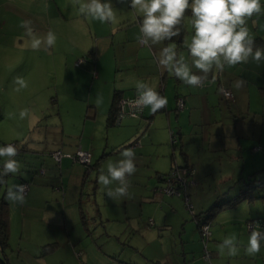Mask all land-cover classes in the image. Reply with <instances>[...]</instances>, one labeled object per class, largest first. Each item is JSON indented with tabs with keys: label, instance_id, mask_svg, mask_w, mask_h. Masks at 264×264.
Here are the masks:
<instances>
[{
	"label": "rangeland",
	"instance_id": "1",
	"mask_svg": "<svg viewBox=\"0 0 264 264\" xmlns=\"http://www.w3.org/2000/svg\"><path fill=\"white\" fill-rule=\"evenodd\" d=\"M110 2L117 11V23L112 25L98 21L91 23L89 18L78 12V5L73 7L72 0H55L54 5H47L42 0H0V146L14 144L19 153L15 159L21 168H28L16 175L9 174L0 183V203H7L9 222L7 244L4 248L0 245V255L6 254L10 264H130L131 261L143 264L145 258L150 261L145 264H264V248L255 257L244 252L250 234L248 221L255 217L264 221V193H259L257 188L251 200L242 198L235 205L225 204L227 208L219 210L208 223V236H202L192 218V212L209 207L217 199V193L235 189L233 182L239 178V167L250 165V161H244L240 154L255 165H259L256 161L264 163V159L255 160L256 153L264 152V146L256 140H241L244 149L240 151L217 149L214 136L220 135L221 125L225 126L224 131L233 132L235 119L239 117L228 108L225 112L223 105L229 102L225 101L228 99L223 100L224 97L219 110L216 107L211 112L212 122L206 119L203 123L196 121L193 124L195 120L189 121L185 113L181 123L172 118V127L164 124L161 129H151V123H146V127L140 126L127 140L123 138L124 144L115 153L99 157L101 152L94 155L93 151L87 150L93 152L91 163L95 167L88 170L85 182L81 177L86 167L84 163L69 157H63V163L58 162L49 149L39 154L28 152L30 147L39 149L40 145H49L47 148H50L54 147L53 143L62 142L61 118L69 121L66 133L79 140L82 137L79 124L85 116L84 109H88L89 114L97 111L96 119L88 118L93 120V125H87L86 132L98 134L103 127L106 133L103 110L109 103L112 89L117 87L124 74L129 73L133 77L139 74L138 70H143L132 59H127L125 64L121 61L124 45L118 41L123 38V33L110 28L126 24V17L133 11L130 0ZM54 10L57 19L49 14ZM23 21H30L39 36L46 35L51 24L57 37L55 46L45 50L46 45L42 43L40 50H32L26 29L20 27ZM86 21L93 26L91 32L85 30ZM75 28L77 34L74 37ZM80 28L83 33L80 31L78 34ZM91 49L96 54L95 62L93 57L89 58L90 61L86 58L90 56L87 52ZM65 54L69 59L71 57L79 70L68 68L72 70L73 78L66 77L73 79L70 81L64 75L67 68ZM77 59L80 61L78 65L75 64ZM126 64H129L128 68ZM17 76L24 77L27 83V87L19 91L13 83ZM98 93L103 97L99 106L96 104ZM25 108L30 110V114L20 119L19 112ZM180 109L175 108V111ZM240 116L248 118L251 114L241 113ZM125 118L128 116L122 118L120 125L110 124L111 129L108 130L113 133L112 128L123 127ZM216 121L218 124L214 123ZM178 126L183 133V149L171 142L170 130L177 137L180 135L176 133ZM209 127L214 129L212 142L209 148L205 143L201 150L195 140L200 139L201 134L205 136ZM117 136L105 141L107 135L104 134L103 145L117 141ZM258 137L257 134L255 138ZM63 138L67 141V136ZM40 139L45 140L38 142ZM253 145L259 146V151ZM109 148L106 146L105 150ZM126 148L135 152L132 159L137 170L131 176L126 174L129 187L127 194L121 196L115 192L121 187L119 181L102 186L98 177L101 170L108 175L110 162L116 165L126 159L121 155ZM181 150L190 158H201L199 176H196V167L193 166V179L197 182L189 183L186 188L192 208L187 207L182 195L161 190L166 185L165 177L175 165H187ZM234 153L238 154L237 157ZM65 160L69 163H64ZM0 162L2 164L3 160ZM75 166H80V170ZM41 169L44 172H39ZM155 169L164 174H158V178ZM231 172L232 175L228 176ZM21 175L25 179L33 177L32 180L26 179L28 188L25 196L28 189L37 186L33 189L37 194L27 197L24 204L6 199L7 188L19 184ZM108 190L114 195L109 196ZM227 195L231 194L227 192ZM79 196L86 212L82 220L78 210ZM194 206L197 210L193 209ZM259 228L264 230V225ZM233 233L237 235L240 253L229 257L227 248L221 254L218 245ZM182 253L187 257L185 263Z\"/></svg>",
	"mask_w": 264,
	"mask_h": 264
},
{
	"label": "crops",
	"instance_id": "2",
	"mask_svg": "<svg viewBox=\"0 0 264 264\" xmlns=\"http://www.w3.org/2000/svg\"><path fill=\"white\" fill-rule=\"evenodd\" d=\"M30 1L33 2L34 0H30ZM42 1H44L45 4L47 5H51V4L54 5L53 1L55 0H42ZM189 2L191 3V0H189ZM261 3L264 4V0H261ZM55 11L56 10L52 11V13H49V14H52L54 18L57 19V14H55ZM57 11L60 12V9L58 8V6H57ZM126 18L128 19L126 20V24H120L117 27L110 26V28L117 29L119 32L123 33V38H119V41H118L119 44L124 45L123 53L121 56V61H123L125 64L127 59L128 60L132 59L137 64H140V66L143 67V70L142 71L138 70L139 74L133 77H131L129 73L124 74L123 75L124 77L121 78V81L117 84V87H114L112 89V94L109 99V103L103 110V113H104L103 118L105 117L104 123L107 127L106 128L107 132L106 133L104 132L103 127L98 132V134H95L92 131L86 132V126L93 125V120H90V119L97 118V111L94 110L91 114H89L88 113L89 110L84 109L85 116L83 118V121L80 122L79 124V126L82 127L81 128L82 137L79 140H76L75 138H73L72 137L73 135L66 133L67 131L65 128H66V124H69V121L67 119L65 120V118H61L60 127L63 133L62 134L63 136L61 137L62 142L60 144L53 143L52 145L54 147H50V148H47L49 145H46V146L40 145L39 149L30 147L28 152L32 154L33 153L39 154L41 153V151L48 150V149H49L48 150L49 152H52L54 150L62 151L63 149L65 152L74 153L78 148H82L84 150L93 151L94 155H97L98 153L101 152V155L99 156L101 157L105 153H115V151H117L118 148L122 147V145L124 144L123 142L127 140L130 134H134L138 130V128L142 125L146 127V123L147 124L151 123L150 125L152 126L151 129H154L156 127L161 129L164 127V124L165 125L167 124V126L172 127L171 126L172 118H175L176 121L180 122V120L184 117L183 114L185 113H187L189 121L195 120L193 124H196V121L203 123V121L206 119L208 120V122H212L214 117L211 116V112L216 107L219 110L218 107L222 103L221 99H223V96L221 95V91H220L222 87L229 89L231 92L230 99L228 100H225V98L223 99L229 102L227 103V105L222 104L225 107V112H226V109L228 108L229 111L232 112V114H235L236 116H239L240 118L236 117L235 119L236 122L233 126V132L229 133L227 129H225L224 131L223 129L225 128V126H223V124L221 125L222 131L220 135L217 134L219 133L218 131L216 133L217 136H214V138L217 141V149L223 150L226 148H231L235 151L243 150L244 145L241 141L243 139H249L252 141L256 140L259 144H262L261 146H264V61L260 62L259 64L250 61L246 64H238L235 67H230V68L226 67L224 71L222 72L215 71V65H213V72L209 73L208 81L205 82L203 87H195V88L189 87L183 84V82L180 81L178 78L174 77L173 75H170L167 71V68L161 65L159 61L162 58L161 57L162 49L164 47H167L168 45H175V50H176L175 59L179 61L180 57L183 56L184 62L190 68L191 74L198 75L201 77L205 75L202 70L195 68L194 64L192 63L193 58L191 57L190 52L188 48L186 47V44H190L192 36L195 35V30L191 26V20H192L191 9L186 10L184 18L180 22V30L178 31L179 35L172 37L171 40L165 39L157 44L152 43L151 38H147L148 40L147 45H145L144 43H142L140 40L137 39V37L140 35L139 25H140V20L142 19V17H139L134 11H132L128 14V17ZM76 19H79V17H77ZM253 20L256 21L255 25H253V22H252ZM89 21L91 23L93 22L90 19ZM89 21H86L87 27L85 28V30H88V32H91V29H93V26L90 25ZM96 24H98V22ZM123 27H125V29H122ZM248 27L250 28L254 36L255 46L264 48V15L259 16V17L254 16L252 20L248 21ZM81 29L82 28L78 29V34H80V31L81 33H83V29L82 30ZM49 30L53 31L51 24H49L48 31ZM94 30L97 31L96 28H94ZM76 31L77 29L75 28V30L73 31L74 37L77 34ZM71 38H73V35L71 36ZM66 55L67 54H65V57H64V64L67 66V68H65L64 75L66 74L65 79L69 80V78H66V77H70V78H73V77L71 73L72 70L68 68H74L73 70L75 71L78 69L76 68L77 66H75L74 63H72L71 57L69 59ZM87 55H90L86 57L87 61H90L89 59L90 57H94L93 62H95L96 54L93 49L89 50L87 52ZM126 67L128 68L129 64H126ZM70 80H73V79H70ZM137 80H143L144 82L149 84V86L154 87L155 90L162 89V94L167 97L168 104L164 109L156 112L155 114L151 113V111L148 108H144L142 116L140 117H129L128 116V118H125L123 120V123H122V125H124L123 127L112 128L113 133H114L113 134L111 133L110 130H108V129H111L109 128L111 125L108 123V115H109V109L112 103L113 92L115 89H117V90H120L121 95L130 96L133 90L136 88L135 84ZM238 81L243 82L240 87L236 86ZM178 98H181L183 101V106L181 109L176 107V101ZM215 103H218V105H216ZM175 108L180 109V110H177L178 112H176ZM241 113H244V114L249 113L251 114V117L246 118L244 116H240ZM194 114H196L195 118L193 117ZM214 123L218 124V121ZM247 127H249L250 130H247ZM213 130L214 129L210 127L207 128L206 135L204 136V134H201L200 139L198 137L195 140V142L201 146V150L204 149V147L202 146L205 143H206L205 145H207V148H209L208 146L211 144L212 136L214 135ZM171 131L172 130H170V132ZM125 133H127V135L124 137ZM176 133L180 135L177 136L178 141L175 144L181 146L180 149H183L184 139H183V133L181 131L180 126H178ZM104 134L107 135V138H105V141L113 140L115 136L117 135H121V137L119 138V136H117L118 137L117 141H112V143H106V145H103ZM221 134L222 135L224 134L223 136L225 137V139L222 137ZM257 134L259 137L256 139L255 136ZM64 135L67 136L66 138L67 141L64 140L63 138ZM123 138L125 139L122 142ZM44 140L45 139H40L38 140V142H42ZM153 140L154 139L152 138L151 141ZM106 146L107 148L110 146V148L105 150ZM252 147L253 148L256 147L255 148L257 149L256 151H259V148H260L259 146L253 145ZM245 148L247 149V147ZM213 150H216V149H213ZM93 152H90L91 157L93 156ZM181 153L183 154L185 163L187 165L196 167V176H199L198 167L200 166L199 164L201 162L200 156L199 157L197 156V160H196L195 158H190V155L186 153L185 151L181 150ZM200 154L202 155V153L199 152V155ZM233 155L237 157L238 154L234 153ZM218 156H220V154ZM240 156L243 158L244 161L249 160L250 165L245 166V164H243V166L241 165L239 167V170H240L239 178L233 182V184L235 183V186H234L235 189H232L233 191L229 189H227V191H222V193L225 194L223 195L224 196L223 198L225 199L230 198L232 196L235 197L237 193L240 192L246 186V182L249 178L256 179V180L260 179V183L254 184L253 188H257L259 193H264V165H261L264 163L256 161L259 165H255L252 163L250 159H244L245 157L242 154H240ZM258 158L264 159V152L256 153L255 160ZM22 160H25V159L23 158ZM63 160L64 159L62 158L61 163H63ZM64 163H69V162L68 160H65ZM25 164L27 165V163ZM79 167L80 166L77 167L78 171L80 170ZM94 167L95 166H92V169ZM20 170L22 171L28 170V168L22 167ZM156 174L158 176V174H164V173L156 170ZM231 175H232V172L229 173L228 176H231ZM81 177H83L82 180L85 182V180L87 179L85 170L83 171V174L81 175ZM26 179H29V178H26ZM26 179L23 178L21 175L19 182H22L23 180H26ZM32 179L33 177H30L29 180H32ZM196 182H197L196 179H193V176H192L190 185L191 183L196 184ZM34 187H37V186H32L30 189H28L25 198L27 197L29 198L37 194V191L33 190ZM227 192L228 194H231V195H227ZM218 194L219 193L216 194L217 199H215L214 202L215 201L218 202L222 200V198H220L221 193L219 195ZM160 195L163 196V198H165L164 194H160ZM242 198H239V199H242ZM56 200L58 199L56 198ZM203 200H205V198ZM237 201L234 204H229V205H235ZM78 203H79L78 204L79 215L82 220L84 219V213L86 214V212L85 210H83L84 205L82 208L80 204L81 203L80 196L78 198ZM211 205L209 207H211ZM201 206L202 205H199L198 208L199 207L201 208ZM209 207H207L206 209H208ZM225 207L227 208V205H223L219 207V209L215 212V214L219 212V210L224 209ZM6 208H7V205H6ZM193 209L197 210L195 206L193 207ZM206 209H202L199 211L201 212ZM7 222H8V212H7ZM8 225H9V222H8ZM216 232L218 233L219 231L217 230ZM213 233L214 232L212 231L211 235ZM2 248L4 247L2 246ZM2 256H5L8 264H10L6 254L5 255L3 254ZM150 259L152 261V258ZM182 259L184 260V263H185L187 257L184 255V253H182ZM137 260L139 261V259ZM178 260L181 261V259H178ZM146 261L147 263L150 262L148 258H145V261L143 262V264H145ZM133 262L131 261L130 264H135Z\"/></svg>",
	"mask_w": 264,
	"mask_h": 264
},
{
	"label": "clouds",
	"instance_id": "3",
	"mask_svg": "<svg viewBox=\"0 0 264 264\" xmlns=\"http://www.w3.org/2000/svg\"><path fill=\"white\" fill-rule=\"evenodd\" d=\"M72 5L73 7L78 5V12L92 21L101 24L117 23V11L110 0H72ZM130 7L142 17L139 25L140 35L137 39L145 45L148 44L147 38H151L152 43L157 44L178 36L177 26L184 18L186 10L191 9V26L195 30V35L186 47L193 58L192 63L195 68L202 70L205 75L201 77L191 74L183 56L177 61L175 45L164 47L159 61L167 68L170 75L189 87H203L208 81L209 73L213 72V65L215 71L222 72L226 67H235L250 61L257 64L264 61V48L255 46L254 36L248 27V21L254 16L264 15V4L261 0H191V3L189 0H130ZM252 22L255 25L256 21ZM20 27L26 29L32 50H40L42 43L46 45L45 50L55 46L57 37L53 31L49 30L45 36H39L32 29L30 21L21 22ZM13 83L17 85L16 91L27 87L26 80L22 76L15 77ZM242 83L238 81L236 86L240 87ZM135 87L139 95L135 101L138 107L148 108L155 114L167 106V97L143 80H137ZM102 102L103 97L98 93L97 106ZM29 114L30 110L25 108L20 110L19 117L24 119ZM18 154L14 144L0 146V160H3L0 168V183L9 174L20 173L21 164L15 159ZM121 155L126 159L116 165L110 162L107 165L108 175H104L101 170L98 182L102 186H107L113 181H119L121 187L116 188L115 192L124 196L129 187L125 176L133 175L137 169L132 159L135 156L133 149L126 148ZM25 191L26 185L12 184L7 188L6 199L13 203L24 204ZM107 194L114 195L111 190H108ZM256 226V229L250 231L247 245L244 247L245 254L252 257L258 255L264 248V230L259 228L258 222ZM225 248L229 257L239 255L240 248L237 247L235 233L226 236L218 245L221 254L224 253Z\"/></svg>",
	"mask_w": 264,
	"mask_h": 264
},
{
	"label": "built area",
	"instance_id": "4",
	"mask_svg": "<svg viewBox=\"0 0 264 264\" xmlns=\"http://www.w3.org/2000/svg\"><path fill=\"white\" fill-rule=\"evenodd\" d=\"M79 59L75 61V64H79ZM221 95L225 99L231 98V92L227 88H221ZM139 98L137 90H135L134 94L132 96L126 97L121 96L117 103H116V112L113 118V124L119 125L121 123V120L125 116L130 117H140L143 114L144 108L142 106L138 107L135 103V101ZM177 108H182L183 101L181 98H178L176 101ZM177 137L175 136L174 132L171 131V142L173 144L177 143ZM53 157L60 162L63 157H70L73 161H79L84 163L86 166L90 165L91 163V153L87 150H84L82 148H78L74 153L69 152H62L61 150H54L51 152ZM0 168H2V165L0 164ZM39 172H44L43 169L39 170ZM194 173V168L190 165H175L167 177H165L166 185L161 188L163 193L167 194H177L182 195L187 207L192 208L189 204V194L186 192L187 185L191 182V178ZM21 185H26V190L28 188V185L25 181L20 182ZM26 192V191H25ZM259 223V226L264 225V221H261V219L258 218H252L248 221L247 228L248 230L252 231L253 229H256V224ZM150 223H152V220H150ZM204 226H207L206 228ZM200 232L202 236H208L209 228L207 223H202L200 225ZM80 254V253H78Z\"/></svg>",
	"mask_w": 264,
	"mask_h": 264
},
{
	"label": "trees",
	"instance_id": "5",
	"mask_svg": "<svg viewBox=\"0 0 264 264\" xmlns=\"http://www.w3.org/2000/svg\"><path fill=\"white\" fill-rule=\"evenodd\" d=\"M176 30L177 31L180 30V24L177 26ZM93 60H94V57H93ZM135 90H137V89L135 88L130 96H132L134 94ZM157 91L162 94V89H158ZM121 96L123 97V95H121V93H120V90L115 89L113 92L111 107L109 109V115H108V123L109 124H113V118H114V115L116 112V103ZM126 97H129V96H126ZM0 164H1V162H0ZM92 166H93L92 163H90V165H87L85 167V172L87 173L88 170H90L92 168ZM5 178H4L3 182L5 181ZM23 181H25L28 184V182H27L28 180L27 181L23 180ZM258 183H260V179L256 180V179L249 178L246 182V186L240 192H238L235 197L232 196L230 198L225 199V198H223L224 197L223 195H225V194L221 193L220 198H222V200H220L218 202L217 201L213 202L211 207H209L208 209H206L204 211H201L198 213L192 212V218L195 219L196 227L199 229V231H200V225L202 223L208 224L210 222L212 216L219 209V207H221L225 204H227V205L234 204L239 198H242V197L248 198L251 200L253 197V191L256 189V188H253L254 184H258ZM4 203L3 202L0 203V245L1 246H4L7 244V237H8L7 208H6V203H5V205H4ZM202 212L204 213V215H201ZM0 264H8L5 256H0Z\"/></svg>",
	"mask_w": 264,
	"mask_h": 264
}]
</instances>
